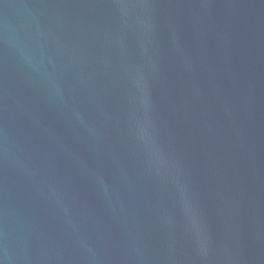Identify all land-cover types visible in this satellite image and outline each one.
I'll return each mask as SVG.
<instances>
[{
    "label": "water",
    "instance_id": "obj_1",
    "mask_svg": "<svg viewBox=\"0 0 264 264\" xmlns=\"http://www.w3.org/2000/svg\"><path fill=\"white\" fill-rule=\"evenodd\" d=\"M0 264H264V0H0Z\"/></svg>",
    "mask_w": 264,
    "mask_h": 264
}]
</instances>
